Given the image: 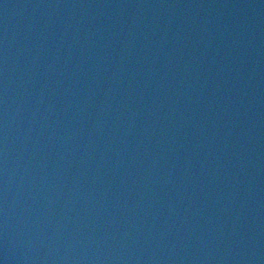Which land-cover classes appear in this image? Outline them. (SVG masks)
I'll return each mask as SVG.
<instances>
[{
    "label": "water",
    "instance_id": "95a60500",
    "mask_svg": "<svg viewBox=\"0 0 264 264\" xmlns=\"http://www.w3.org/2000/svg\"><path fill=\"white\" fill-rule=\"evenodd\" d=\"M2 264H264V0H0Z\"/></svg>",
    "mask_w": 264,
    "mask_h": 264
},
{
    "label": "clouds",
    "instance_id": "9594fccd",
    "mask_svg": "<svg viewBox=\"0 0 264 264\" xmlns=\"http://www.w3.org/2000/svg\"><path fill=\"white\" fill-rule=\"evenodd\" d=\"M0 264H2V262H0Z\"/></svg>",
    "mask_w": 264,
    "mask_h": 264
}]
</instances>
